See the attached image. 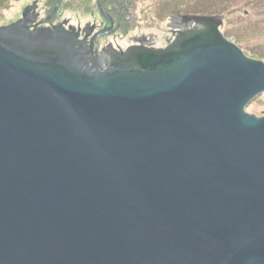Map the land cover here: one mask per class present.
<instances>
[{"label": "water", "instance_id": "obj_1", "mask_svg": "<svg viewBox=\"0 0 264 264\" xmlns=\"http://www.w3.org/2000/svg\"><path fill=\"white\" fill-rule=\"evenodd\" d=\"M36 1L0 26V264H264V62L223 16L99 53Z\"/></svg>", "mask_w": 264, "mask_h": 264}, {"label": "rangeland", "instance_id": "obj_2", "mask_svg": "<svg viewBox=\"0 0 264 264\" xmlns=\"http://www.w3.org/2000/svg\"><path fill=\"white\" fill-rule=\"evenodd\" d=\"M35 1L20 0L13 2L10 8H5L0 4V26L10 25L20 20L25 8L33 6ZM254 1L253 7L249 6L246 7L247 9L244 8L253 16L252 20H255V22L252 24L251 22H247L248 16L245 15L247 12L244 14V9L240 12L233 11L235 8L232 5L234 4L228 3L226 5L224 4V0H135L131 3L132 8H135V11L132 12L136 13V17L133 14L135 24L132 25V35H136L137 33H145L147 35L156 34L158 36L157 45L165 47V37L169 33L168 24L172 16H214L213 14L219 10V12H224L223 15H218L224 18V25L220 31L224 36L226 31L230 35L229 37L225 36V38L237 45L250 59L264 62V60L251 57L247 53V49L249 48L254 51H259L260 54H264V31H259V28L264 29V16L262 17V14L255 16L254 13L255 6L261 5L259 3L264 0ZM36 2L39 4L40 17L43 19L55 9L58 0H37ZM93 8H96V0H63L58 11L59 18H70V21L74 20L73 23L76 24L79 20L82 23L84 21L88 22ZM41 25L42 23H39L38 27L42 28L43 26ZM245 26L251 31L247 28L243 29ZM255 27H257V30H254ZM246 110L249 114H254L258 117L264 116V94L257 97Z\"/></svg>", "mask_w": 264, "mask_h": 264}, {"label": "flooded vegetation", "instance_id": "obj_3", "mask_svg": "<svg viewBox=\"0 0 264 264\" xmlns=\"http://www.w3.org/2000/svg\"><path fill=\"white\" fill-rule=\"evenodd\" d=\"M92 10L88 22L84 21V23H82L81 20H79L77 24L73 23L74 20L70 21V18H59L60 15L58 12L50 18L54 10L51 14L41 19L38 3L37 9L32 11V13L37 15L35 24L42 23L41 26L49 29L64 27L67 30L75 31L79 34V39L85 42L86 46L90 47L92 45L93 50L99 53L109 48L118 52H124L129 49L130 46L164 49L175 40L179 32V25L181 24V21L176 19L178 16L171 18L169 23V35L167 34V37H165L166 46L161 47L157 45L158 36L156 34L147 35L145 33H137L136 35H132V25L135 24L133 14L136 17V13L132 12L135 11V8H132L128 0H118L116 2L113 0H96V8Z\"/></svg>", "mask_w": 264, "mask_h": 264}, {"label": "trees", "instance_id": "obj_4", "mask_svg": "<svg viewBox=\"0 0 264 264\" xmlns=\"http://www.w3.org/2000/svg\"><path fill=\"white\" fill-rule=\"evenodd\" d=\"M20 0H0V4H2L5 8H10L11 7V4L13 2H18ZM114 2L118 1V0H113ZM135 1V0H128V3L131 5V3ZM228 3H232L234 5L233 8H235L233 11H236V12H240L241 10H243L244 8L246 7H253L252 5H254L255 1L254 0H224V4H228ZM261 5H256L255 6V9H254V13H255V16L259 15V14H262V17L264 16V1H262L261 3H259ZM258 8V9H257ZM247 9V8H246ZM246 9H244V14L247 12V15L248 17V20L247 22H251L252 24L255 22V20L253 21V16L251 15L250 12L246 11ZM1 10H3L1 8ZM258 10V12H257ZM262 13H260V12ZM224 12H219V10H217L216 13H214L213 15L215 16H218V15H223ZM205 16V15H204ZM264 18V17H263ZM252 20V21H251ZM264 21V19H263ZM262 22V21H261ZM264 23V22H263ZM247 28V26H245L243 29ZM248 30H250L249 28H247ZM254 30H257V27H255ZM260 30H263V28H259V31ZM247 31V30H246ZM251 31V30H250ZM264 33V32H263ZM225 36L226 37H229L230 35L227 33V31L225 32ZM247 53H249L251 55V57H254V58H257V59H261V60H264V54H260L259 51H254V50H251V49H247Z\"/></svg>", "mask_w": 264, "mask_h": 264}]
</instances>
